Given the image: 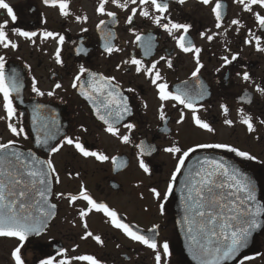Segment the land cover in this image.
<instances>
[{"label": "flooded vegetation", "instance_id": "flooded-vegetation-1", "mask_svg": "<svg viewBox=\"0 0 264 264\" xmlns=\"http://www.w3.org/2000/svg\"><path fill=\"white\" fill-rule=\"evenodd\" d=\"M5 2L14 9L17 20L12 22L6 10L0 9V23L7 22L6 36L17 47L0 45V56L4 57L6 77L15 70L21 87L19 93L11 94L16 109L11 120L0 94V143L12 140L17 150L52 161L56 171L50 175L49 203L56 208L39 235L31 234L23 242L16 237H0V264H15L12 253L17 247L24 264H40L48 259L53 264H89L77 259L81 256H92L99 264H156L157 252L161 254V264H190L175 225L174 190L186 165L202 155L222 158L240 167L256 182L258 199L264 208V94L258 91L264 89V52L257 50L264 47V29L236 0H220L223 7L219 28L212 11L217 0L208 4L201 0H184L183 4L178 0H158L168 4L165 13H158L150 3L141 4L140 0L135 3L107 0L104 13L97 11L100 0H66L67 16L60 12V0L55 4H45L44 0ZM253 8L264 14V9ZM132 9H136L135 15ZM141 11L149 15L142 16ZM107 12H114L115 16L110 17ZM157 16L161 17L160 24L154 22ZM232 20H238L239 24L233 25ZM169 21L188 24L190 28L187 32L173 29L169 34L161 26ZM14 28L37 35L27 39L13 32ZM48 31L54 36L43 38L42 34ZM181 36L185 44L191 41L200 52L182 51L177 46ZM256 37L260 38L259 44ZM106 43L113 47L111 53L105 50ZM57 48L61 63L56 62ZM232 55L237 59L225 63L224 58L231 60ZM197 58L202 67L193 76ZM133 59L141 61L140 72L131 63ZM81 67L87 72L80 83H87L88 73L112 77V84L127 99L128 113L118 121L114 118L111 121L116 135L108 132V125L99 118L104 114L103 108L98 114L93 103L80 94V88L72 87ZM156 72L159 78L153 84ZM245 72L248 80L243 79ZM33 80L44 95L32 91ZM57 84L61 87L56 88ZM158 84H166L172 93L202 90L203 98L194 101L196 115L213 131L198 127L192 119V110L174 100L161 101ZM181 114L184 119L177 123ZM245 116L251 117V132L242 123ZM225 120L232 121L231 125L225 124ZM9 123L22 127L24 132L13 135ZM44 124L50 125L54 139L48 145H37V137L43 138ZM127 124L134 127L129 129ZM123 136L129 137L128 142L122 140ZM65 137L108 159L83 156L75 144L65 143ZM215 143L248 152L255 159L238 157L226 149L196 147ZM57 145H62L60 150L50 153L49 149ZM173 146L180 147L181 153L165 151ZM188 148L195 151L186 158L173 181L177 157ZM141 160L148 172L140 167ZM169 183L173 190L165 199L163 193ZM82 185L95 202L116 212L122 223L153 237L157 249L131 240L113 225L109 216L88 205L79 195ZM153 188L161 193L159 199L152 193ZM72 196L78 199L71 201ZM81 211L86 212L84 217L80 216ZM88 232L99 236L102 243L87 237ZM165 242L169 245L166 257L162 248ZM241 262L264 264V227L232 264Z\"/></svg>", "mask_w": 264, "mask_h": 264}, {"label": "snow or ice", "instance_id": "snow-or-ice-1", "mask_svg": "<svg viewBox=\"0 0 264 264\" xmlns=\"http://www.w3.org/2000/svg\"><path fill=\"white\" fill-rule=\"evenodd\" d=\"M107 0H100V6L97 11L100 13L105 12V3ZM133 3L136 0H132ZM180 4L184 0H178ZM202 3L208 4L210 0H201ZM236 2L243 6L244 11L251 12L258 26L264 29V14L254 11L253 6H258L264 9V0H236ZM45 4H55L56 0H44ZM112 3H117V0H112ZM141 4L150 3L158 13H165L168 10L166 2H158V0H140ZM119 7H127L126 4H118ZM60 12L62 15H68V4L66 0L59 2ZM223 5L220 0H217L215 7L212 8L216 16V27H220L221 12L220 9ZM0 9L7 12V16L11 18L12 22L17 20L14 9L5 0H0ZM133 15L136 9H132ZM107 15L114 17V12H107ZM140 15L147 17V11H141ZM161 17L157 16L154 20L155 23L160 24ZM128 22H132V16L128 17ZM103 23V21H101ZM233 25H238V20H232ZM171 25V27H169ZM165 30L171 34L173 29H183L187 32L190 28L188 24L172 23L169 21L161 25ZM7 22L0 23V45L4 48L15 49L17 45L8 40L6 36ZM17 35L31 39L36 36L34 31H24L19 28L12 29ZM203 35V33L201 34ZM43 38L53 37L54 33L48 31L42 34ZM140 37L137 36V40ZM211 40L212 37L208 36ZM259 44V37H256ZM64 37L59 36V43H63ZM184 37L181 36L177 41V46L184 52L194 51L196 54L200 52L199 48H193L191 41L187 44L184 42ZM251 41H246L250 43ZM105 50L109 53L113 51L110 44H105ZM258 51L264 52V47H258ZM163 59V58H162ZM236 55H232L231 60L227 57L224 58L225 63H231L236 60ZM56 62L61 63L60 48L56 50ZM132 64L136 65V71L140 72L139 67L141 61L133 59ZM169 67L171 63L169 62ZM202 65L197 58L196 71L192 73L196 76ZM155 68V64H153ZM150 71V70H149ZM87 72V69L81 67L80 74L76 75L72 83L73 88H80V94L90 102L93 103L96 112L99 114L101 107L104 114L99 118L104 120L108 125L107 131L113 135L117 134V130L112 125V120L118 121L123 118V114H127L129 109L127 106V99L122 97L117 90V86L112 84V77L97 76L95 73H88L87 83H80L82 75ZM18 74L13 70L12 75L6 77L5 75V61L4 57L0 56V94L3 96V107L6 112L7 118L11 120L16 116V109L13 106L11 98L12 92L19 93L20 83L17 79ZM159 78V72H156L155 78L152 83L156 84ZM244 80L249 79L247 72L243 75ZM61 87L60 84L56 88ZM161 101L174 100L183 105L185 108L192 110V119L194 123L207 131H213L207 122L201 120L196 115V107L194 101L198 98H203V91L192 93L190 91L177 90L176 93L169 92L166 84L157 85ZM32 91L37 95H44L36 86V81L33 80ZM132 91V89H129ZM262 94L264 89L258 88ZM48 95H52L51 92ZM41 107V106H37ZM221 107H224L223 105ZM225 111L227 109L225 108ZM35 119V118H34ZM161 119H164L163 112H161ZM184 119L183 114L177 123L182 122ZM232 121L225 120V124L231 125ZM248 130H253L251 117L245 116L242 120ZM127 128L134 127L132 124H127ZM8 128L13 135H20L24 132L22 127H17L12 123L8 124ZM44 131L43 138L37 137V145H48L49 141L54 139V134L51 131L49 124L42 126ZM129 137L123 136L122 140L126 143ZM65 143L68 145L75 144V148L85 157L93 156L97 160L104 161L108 157L103 154H98L94 151H87L79 142H74L71 138L65 137ZM15 142L9 140L7 143H0V237H16L21 242L25 241L29 235H39L45 227L47 218L54 214L55 204L48 203V196L52 193L50 175H55V168L51 160H41L34 153H24L15 148ZM62 145L53 146L49 149L50 153H55L60 150ZM197 148H212V149H226L229 152L235 153L236 156L242 157L247 160H253L255 157L251 156L248 152L240 151L235 147L227 144H198ZM145 152L150 149H144ZM168 153H181L180 147H168L165 149ZM195 151L194 148H188L177 157L175 171L172 173V180L177 177V173L181 172L182 167L185 165V160L191 152ZM140 167L148 172L149 169L143 160L140 161ZM59 182V177H56ZM173 190L172 183H169L167 190L163 193L165 199L168 198L169 193ZM182 203L184 206L185 215L183 217V224L186 226V236L190 241V251L192 252L193 259L197 264H224L225 261L231 260L240 253L249 242V238L257 229L264 227V208L256 202L255 187L251 179L242 173L238 168L228 164L223 160H215L205 158L202 161H197L191 165L185 180L182 182ZM157 199L160 198L161 193L157 189H151ZM57 195H62L57 193ZM80 197L87 201L88 205L98 211H102L106 216L111 218L113 225L124 232L131 240L137 241L140 244L146 245L150 249H157L158 245L153 237L140 234L134 231L127 223H122L117 218L114 211H110L106 205L95 202L86 192L83 185L80 189ZM77 196H72L71 201L77 200ZM161 204V210H163ZM86 212L81 211L80 216L84 217ZM85 227L87 225L85 224ZM151 231V230H150ZM87 237H92L97 243H102L99 236H94L91 232L86 233ZM163 254L166 257L169 251V245L165 242L162 245ZM12 256L15 264H24L20 256V248L17 247ZM77 259L87 260L89 264H99V262L92 256H81ZM156 264H161V254L156 253ZM245 259H250L245 257ZM40 264H53L51 259L42 260ZM243 264V262H241Z\"/></svg>", "mask_w": 264, "mask_h": 264}, {"label": "water", "instance_id": "water-1", "mask_svg": "<svg viewBox=\"0 0 264 264\" xmlns=\"http://www.w3.org/2000/svg\"><path fill=\"white\" fill-rule=\"evenodd\" d=\"M205 158L215 159V160H223V161L227 162L228 164H231L232 166L238 168L242 172L240 167L233 165L232 163L226 161L225 159L214 157L212 155H202L200 157H196V158L192 159L186 165L185 169L182 171V174L179 177L177 186L175 187V190H174L175 225H176L178 235L180 237L182 251H183L184 255L186 256V258L190 264H197V261L193 259L192 252L190 251V241L188 240V238L186 236V226L183 224V217L185 215V212H184V206L182 203V195L183 194H182L181 189H182V182L185 180L186 174L188 173L190 166L195 164L197 161H202ZM244 174L247 175L251 179V181L253 182V185L255 187L256 202H257V204H259L263 208L261 201L258 199V190H257L256 182L247 173H244ZM49 179H50V177H49ZM49 200H50V195L48 196V203H49ZM51 217H52V215L47 218L45 226L47 225V223H48L49 219H51ZM261 219H263V216L261 217ZM261 229H257L256 231H254L252 236L249 238L248 244L243 249H241L240 253H238L237 256L234 257L233 259L225 261L224 264H232L234 261H236L238 259V257L241 255V253L250 247L253 238L261 232Z\"/></svg>", "mask_w": 264, "mask_h": 264}]
</instances>
